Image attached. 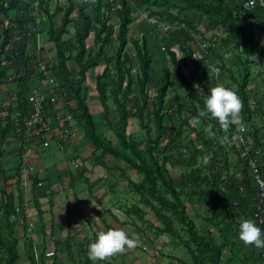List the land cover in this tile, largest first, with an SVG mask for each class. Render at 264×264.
<instances>
[{
  "label": "rangeland",
  "instance_id": "obj_1",
  "mask_svg": "<svg viewBox=\"0 0 264 264\" xmlns=\"http://www.w3.org/2000/svg\"><path fill=\"white\" fill-rule=\"evenodd\" d=\"M46 1L50 12L56 5L66 7L65 0ZM74 1L76 6L83 4L91 17H94L93 0ZM102 1L105 5L112 4L114 8L118 6V0ZM127 1L131 7L132 23L129 25L127 45L122 51L121 58L129 61L126 67L130 68L132 79L136 81L140 70L132 40H139L143 35L146 37L152 61L149 69L150 82L145 87V95L149 104L145 123L150 128L152 138L157 133L153 102L161 85L163 70L169 68L171 72L170 85L167 88L162 110V125L168 137H165L154 151L165 178L173 181L186 207V215L194 222L198 233L206 241L221 248L220 264H264V247L245 243L238 235L240 219L242 217L254 219L253 212L237 214L228 204L227 198L211 189L203 179L223 151L228 152L229 171L234 172L238 161V148L241 144L240 139L236 138L240 137L244 140H247V137L251 138L248 129L251 121L248 122L246 116H243V108L239 113V124L233 123L228 128H224L220 122L218 126H215L207 115H201L198 103L176 80L168 54L170 48L176 53V58L183 66L188 64L178 45L175 44L178 38H182V33L187 31L188 45L199 64L198 73L207 75L213 80L214 85L223 83L236 91L237 87L233 79L239 80L240 57L245 59L241 53L242 44L239 34L231 32L229 27L222 22V16L219 15L209 16L195 11H186L179 15V20L175 21L170 16L171 14L177 15L178 9L168 7L163 0H148L147 3H141L138 0ZM168 1L183 4L182 0ZM225 3L232 9L234 17L251 29L256 40L264 45V33L257 24V22L261 23L264 27V7H259L258 11L248 12L244 10V0H227ZM20 5L19 9L9 10L6 17H1L0 38L3 30L9 28L10 43L7 48L27 47L28 52L31 50V54L27 52L31 71L35 69L38 60H45L53 72L56 56L54 44L49 41L47 34L49 20L39 8V0H21ZM255 14L258 15L257 21L253 16ZM61 15L62 13H59L53 18L54 27L59 26ZM70 17L68 33L62 38L65 41L74 42L76 32L82 29V23L76 11ZM19 19L21 22H18ZM187 21L191 24L190 27L186 26ZM108 25L112 32L111 41L104 46L103 57L98 64L86 73V80L82 85L80 95L84 98L93 116L98 136L104 142L110 143L113 147L131 156L128 150L121 148L119 141L104 121L95 88V77L102 73L106 65H109V72L107 77L102 79V83L106 85L108 94L115 75L113 62L107 63L105 60L115 56L118 46L116 37L118 20L114 10L109 12ZM93 34L92 31L85 40L87 51L91 56L98 49V46L93 43ZM75 53L72 51V55ZM263 64L262 60L247 64L249 74L246 86L247 94L261 95L258 102H261L259 105L262 114L258 113L255 118H252V122L258 129L256 137L260 142L262 141L261 143H264ZM67 66L71 72L76 74L77 67L72 60L67 62ZM129 98L127 105L133 113L141 101L135 83L132 85ZM108 107L110 119L113 124H116L118 116L111 97L108 99ZM81 123L85 125L84 121ZM125 134L138 144V150L142 156L148 158L145 153L147 143L145 130L140 127L136 118L128 119ZM234 137L235 141L232 139ZM251 141L253 143L252 138ZM218 144L222 146V149H219ZM100 158H106L108 169L104 170L102 175L94 172L89 179L90 183H88L92 184L90 194L95 192L99 196H93L94 204L90 208V216H87L90 218L85 221L77 237L70 241L74 264H213L210 261V251L194 245L184 229L174 220V215L164 210L161 204L151 197L147 186L142 183V174L122 159L114 158L109 154H103ZM159 190L163 197L172 200L162 186ZM248 195H250L249 199L253 197L250 192ZM242 196L239 199H242ZM244 198L242 203L245 202L246 198ZM248 203L254 207L253 201L249 200ZM156 210L160 213L158 214ZM123 214H126V218ZM0 223L3 224L1 209ZM98 227L103 230L123 228L138 242L135 247L128 248L126 252L116 253L103 259L93 258L88 246L95 239L94 234L99 229ZM260 227L264 229L263 226ZM169 230L172 232L169 233ZM14 235L19 241L16 248L18 256L16 264H30V260L31 264L32 262L41 264L48 258L42 254L41 240L35 235L32 227L31 241L27 240L26 230L23 233H15L14 229ZM1 251L0 249V258L3 255ZM89 255L90 263H87Z\"/></svg>",
  "mask_w": 264,
  "mask_h": 264
},
{
  "label": "trees",
  "instance_id": "obj_2",
  "mask_svg": "<svg viewBox=\"0 0 264 264\" xmlns=\"http://www.w3.org/2000/svg\"><path fill=\"white\" fill-rule=\"evenodd\" d=\"M66 7L62 8L58 5L55 6L54 10L50 12L48 2L46 0H39V8L42 13L48 18V38L49 41L54 44L56 65L53 67V75L55 76L56 82L60 89L66 92V95H71L73 101L75 102L76 108L73 113V117L77 122L84 121L86 126L87 137L94 145L96 150H100L101 154H109L117 159H122L124 162L133 166L140 174L143 175L142 183L147 186V190L151 197L161 204L164 210L170 211L174 215V220L184 229L187 235L191 238V241L199 248H206L210 251V261L213 264H220V251L221 248L214 245L204 239L200 235L195 227L194 222L187 217L185 211V205L180 199V194L174 187V183L171 180H167L161 170L158 159L154 155V151L164 140L168 137L165 129L162 125L163 119V107L165 103V97L167 95V88L170 85L171 72L169 68L163 70V76L161 79V85L158 88L157 96L153 102V116L157 123V133L154 138L150 135V128L146 125V110L149 106L147 102V97L145 95V87L150 82V64L152 57L150 50L148 48V41L143 35L141 38L132 40L133 49L137 56L139 62L140 75L137 77L136 81H133L132 75L130 73V68L126 65L129 62L127 59L121 58L122 51L127 45V33L129 31V25L132 23L131 7L127 0H118V6L113 7V5H105L102 0L94 1V17L86 11L83 4L76 6L74 0H65ZM141 3H147L148 0H138ZM158 1V0H155ZM170 8L178 9L177 15H172V20H179V15L186 11L199 12L202 15L209 16H222V22L226 24L231 32H237L240 36V41L242 44L241 53L245 57L243 59L240 57V75L239 80L233 79L237 87L236 92L239 94L242 100L243 116H246L248 122L251 121L249 129V135L253 139V145L255 148L262 150L264 153V143H261L256 137V132L258 129L255 127V123L252 122V118L256 117L258 113L262 114L260 109V103L258 97L249 95L246 93V86L248 84V68L247 64L250 62H256L262 60L264 63V45L260 44L252 30L246 27L243 23L234 17L232 9L225 3L227 0H182L183 4H175L168 0H163ZM21 0H0V20L1 17H6L9 10L19 9ZM113 7V8H112ZM105 9V10H104ZM260 8L257 7L253 11H258ZM115 11L118 26H117V50L116 54L112 59H105L106 62H113V68L115 71L112 86L110 88L109 94L107 93V87L102 83V79L107 77L109 72V65H106L102 73L95 77V88L99 96V103L103 112V119L106 124L110 127L112 133L115 135L121 148L128 150L131 156L127 155L125 152L113 147L110 143L104 142L96 133L93 116L90 113L84 98L80 95L82 85L86 80V73L93 67H95L99 60L103 57V48L108 45L111 41V29L108 25L109 12ZM76 11L78 14V19L82 23V29L77 31L75 34L74 42L70 40H63V36L68 33V25L71 23V14ZM62 13L60 18V23L58 27H54L53 18ZM255 20H258V15H253ZM18 22H21L19 19ZM186 26H191L187 21ZM258 27L262 33H264V27L261 23H258ZM184 30V29H183ZM93 31V43L98 46L96 53L91 56L88 53L85 40L89 37L90 33ZM183 32V31H181ZM10 29L6 28L2 32L0 38V84L5 80L7 75V70L9 68H14V73L12 74L17 79L21 85L23 96L27 92V81L28 78L26 74L19 75L21 68L24 69L28 66L27 57V47L24 46L13 48H7L10 43ZM189 34L187 31L182 33V38H178L175 44L178 45L179 50L183 53L184 57L187 59L188 64L182 65L176 58V53L172 50H168L169 59L173 66V71L176 80L182 86V88L191 96V98L196 101L199 108L202 110L204 107V96L207 94L208 90L214 86V82L205 74H199V64L194 58L193 51L188 45ZM72 51L76 53L72 55ZM11 58V59H10ZM72 60L77 67V72L74 74L70 71L67 66V62ZM6 61L5 65L1 62ZM264 65V64H263ZM32 74L38 75L37 69L32 70ZM27 73V70H24ZM187 73V74H186ZM26 75V76H25ZM76 75V79H74ZM17 76V77H16ZM24 76L25 78H23ZM40 78V76H39ZM136 84L139 95L141 96V101L132 113L131 108L128 107V102L130 101L129 95L133 84ZM59 95H62L59 94ZM57 95V97L59 96ZM27 96V94H26ZM112 98L113 103L116 108L118 120L116 124H113L110 119V111L108 107V99ZM26 99V97H25ZM26 101L24 104L26 106ZM253 103L255 107L251 104ZM254 108H253V107ZM209 119L214 123L215 126L219 125L217 118L207 115ZM136 118L139 121L140 127L145 130L147 143L145 147V153L148 158L142 156L138 150V144L126 136V128L128 125V119ZM244 118V117H243ZM250 138V139H251ZM2 139H0L1 141ZM221 143V142H220ZM219 143V144H220ZM218 144V145H219ZM222 149V146H218ZM217 147V148H218ZM228 149V147H226ZM225 150V148H224ZM237 164L234 172L238 169L241 159L239 158V152L237 156ZM243 166V165H242ZM229 157L228 152L223 151L221 156L212 165L210 171L204 175L203 179L206 184L219 194L227 198L228 204L237 212V214H244L253 209L250 207L249 200H253L254 192L253 188L250 186L248 180L242 182L243 191H240V183L234 179V172L229 171ZM226 172L227 177L222 178V173ZM232 173V174H231ZM162 186L165 193L170 195L172 200L166 199L162 196L159 187ZM221 187L230 190L229 192L222 191ZM244 195L242 196V193ZM252 193L253 197L249 199ZM73 195V194H72ZM245 197V202L242 203L240 197ZM72 197V196H70ZM231 198H236L238 204L233 206L230 203ZM72 201L73 198H70ZM72 206V204H71ZM73 206H76L73 204ZM1 219L3 224L0 223V249L2 250V257L0 258V264H16L18 260L16 248L17 239L14 235L15 223L11 221V217L16 214V208L14 207L12 197L1 193ZM159 214L160 211L156 210ZM30 218V217H29ZM32 223H34L31 220ZM96 230L94 235H97ZM169 233L172 230L168 231ZM71 237H67V245L65 252L70 258L71 244L69 240ZM46 244V243H45ZM43 247L42 254L45 253L47 244ZM35 264L34 262H32ZM87 263H90V255L88 256ZM31 264V260H30Z\"/></svg>",
  "mask_w": 264,
  "mask_h": 264
},
{
  "label": "crops",
  "instance_id": "obj_3",
  "mask_svg": "<svg viewBox=\"0 0 264 264\" xmlns=\"http://www.w3.org/2000/svg\"><path fill=\"white\" fill-rule=\"evenodd\" d=\"M28 53L31 54V50ZM14 70L9 68L0 84V206L1 193L12 197L14 207L18 208L10 218L15 223V233L26 230L28 241H31L28 221L34 222L32 228L41 240V250L46 243L48 247L44 251L54 253L41 264H74L71 248L72 258L65 252L66 240L69 235V242L73 241L90 218L87 216H90L96 193L90 194L89 179L94 172L102 175L108 169L106 158H100L101 151L96 150L87 137L85 125L73 117L76 105L71 95H59L54 105L46 107L47 118L55 130L59 127L55 113L71 117L67 122L69 135L62 149L54 139H49V146H43V139L39 142L19 135L15 124L26 114V94L39 88L41 83L29 65L21 68L19 75L28 77L27 92L23 96L19 81L11 79ZM123 217L126 218V214ZM76 225H80V229L74 233Z\"/></svg>",
  "mask_w": 264,
  "mask_h": 264
},
{
  "label": "built area",
  "instance_id": "obj_4",
  "mask_svg": "<svg viewBox=\"0 0 264 264\" xmlns=\"http://www.w3.org/2000/svg\"><path fill=\"white\" fill-rule=\"evenodd\" d=\"M257 7H264L263 0H244L245 11L250 12ZM1 64L5 65L6 61H2ZM35 68L40 76L41 86L27 94L25 99L26 114L22 121L17 120L15 129L25 139L32 138L39 142L43 139V146H49V139H54L57 147L62 149L65 138L69 135V125H67V122L71 121V117L69 115H63L62 113H55V119L59 124V127L55 130L47 118L46 107L48 105H54L57 101V95L62 93V96H64L66 92L58 87L55 76L45 60H38ZM11 79L14 80L15 77L12 75ZM252 96L258 97L260 95ZM251 104L254 106L253 103ZM55 132L58 134H55ZM247 138V140L240 137L236 138L241 141L238 152L242 162H240L239 167H237L238 169L234 172V179L237 183L241 184L239 187L240 191H243L242 182L244 180L249 181L254 192V198L252 200L254 207H250L253 209L254 219L260 226L264 227V153L262 150L255 148L251 139L249 137ZM232 139L235 141V137ZM227 176L226 172L222 173L223 179ZM221 189L226 193L230 191L223 187ZM230 203L236 206L238 200L231 198ZM16 212H18V208ZM28 222L29 228L33 227V223ZM53 254L52 251L45 252V256L48 258L52 257Z\"/></svg>",
  "mask_w": 264,
  "mask_h": 264
},
{
  "label": "clouds",
  "instance_id": "obj_5",
  "mask_svg": "<svg viewBox=\"0 0 264 264\" xmlns=\"http://www.w3.org/2000/svg\"><path fill=\"white\" fill-rule=\"evenodd\" d=\"M242 100L239 94L223 83H217L204 96V107L201 115H211L217 118L224 128L231 124H239V113ZM99 218V217H97ZM75 231L80 225L75 226ZM239 238L256 247H264V229L253 218H241L238 224ZM137 239L130 236L123 228H108L98 231L94 240L89 243L90 255L96 259H103L110 255L126 252L135 247Z\"/></svg>",
  "mask_w": 264,
  "mask_h": 264
}]
</instances>
